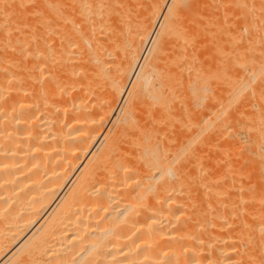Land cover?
<instances>
[{
    "label": "bare ground",
    "instance_id": "6f19581e",
    "mask_svg": "<svg viewBox=\"0 0 264 264\" xmlns=\"http://www.w3.org/2000/svg\"><path fill=\"white\" fill-rule=\"evenodd\" d=\"M262 1L0 0V264H264Z\"/></svg>",
    "mask_w": 264,
    "mask_h": 264
},
{
    "label": "rangeland",
    "instance_id": "374dc122",
    "mask_svg": "<svg viewBox=\"0 0 264 264\" xmlns=\"http://www.w3.org/2000/svg\"><path fill=\"white\" fill-rule=\"evenodd\" d=\"M248 1H251V2H253L254 4L256 3V0H248ZM258 1H261V2H263L262 0H258ZM202 6H204V4L203 3H201V5L200 4H198L192 11H190V12H188L187 14H185L184 16H183V21H182V25H187V24H189L190 23V19H193V20H197L198 19V17H199V12H201L202 10H203V7ZM228 9L226 10V11H224V12H221V14H219V21L215 24V26L218 28H226L227 26L228 27H234L235 25H236V23H238L239 22V20L243 17L242 15V10L241 9H239L238 7H236V6H234L233 5V3H231L230 5H228ZM199 36H201V35H199ZM189 37V36H188ZM187 37V39L183 42V43H181L180 44V48H181V50L182 49H184V50H182V51H186V52H194L195 50H197L198 49V47H199V45L198 44H196L194 41H191L189 38ZM191 38H194V37H198V36H190ZM220 44H221V42H220ZM225 54L227 53V50L224 52ZM170 59H172V58H170ZM217 59H219V58H217ZM217 59H214L213 61H212V63H211V65H210V67H217L218 66V64H219V61L217 60ZM171 65H173L174 67H176V61H172L171 63H170ZM264 85V80H262V79H259L258 81H257V87H261V86H263ZM177 92H178V94L180 95V96H182L183 95V93H184V91H185V89H184V86H183V83L182 84H180V85H178L177 86ZM182 103H180V105H181ZM244 106V105H243ZM243 106H242V108H243ZM246 106V105H245ZM244 106V107H245ZM247 110L248 109V111H247V118H245L246 117V112L244 111V110ZM243 111L245 112H243V111H241V114H242V112H243V116L241 117L242 118V121H243V118H244V120L246 119L248 122H249V118H250V116H249V114H250V112H251V110L247 107V108H245ZM245 114V115H244ZM245 116V117H244ZM251 119V118H250ZM241 120H240V117H239V122H240ZM242 121L240 122V124H242ZM247 121L245 122L246 124H247ZM244 124V123H243ZM249 124V123H248ZM245 125V124H244ZM244 125H242L241 127H242V130H244L243 128L245 127ZM242 130H240V133H241V138L245 141V138H246V136H247V133H246V131H243V132H241ZM245 132V133H244ZM246 134V135H245Z\"/></svg>",
    "mask_w": 264,
    "mask_h": 264
}]
</instances>
